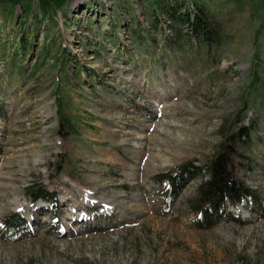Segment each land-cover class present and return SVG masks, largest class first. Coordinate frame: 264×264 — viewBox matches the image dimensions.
<instances>
[{
    "label": "rangeland",
    "instance_id": "obj_1",
    "mask_svg": "<svg viewBox=\"0 0 264 264\" xmlns=\"http://www.w3.org/2000/svg\"><path fill=\"white\" fill-rule=\"evenodd\" d=\"M23 2L0 0V264H264V0H180L211 12V44L151 0L45 15ZM58 113L74 131L60 134ZM239 122L254 132L238 174L259 200L201 227L188 202L205 168L170 205L156 175L206 164ZM37 184L54 204L31 196ZM15 212L26 224L8 230Z\"/></svg>",
    "mask_w": 264,
    "mask_h": 264
},
{
    "label": "trees",
    "instance_id": "obj_2",
    "mask_svg": "<svg viewBox=\"0 0 264 264\" xmlns=\"http://www.w3.org/2000/svg\"><path fill=\"white\" fill-rule=\"evenodd\" d=\"M1 1H3V3L9 2V6L11 7V5L16 4L20 0ZM26 1L27 0H24L23 2L25 12L30 10V3ZM64 1L65 0H38L42 15L49 14V11H53L55 7L62 6ZM151 4L154 13L158 14L162 12L167 16L170 29L175 30V22L186 24V33L205 44L217 42L221 37L217 21L203 3L195 2L192 8L187 5L186 9L183 11L180 0H151ZM156 19L157 21H161L158 20V17H156ZM178 35H180V32H178ZM253 55L256 56L257 53ZM63 58L64 57L56 56L57 61H59L61 65L63 63ZM76 72H79V69H77ZM260 80L261 77L258 70L254 69L252 71L251 83L255 86ZM58 98H60V96L56 94L55 99L57 100ZM57 109L59 111L58 103ZM62 115L63 114L58 113V131L61 135H66L67 132H69L68 128H73V131L75 128L73 122L65 124L62 119L66 118V115ZM237 125L238 126L229 133L223 135L213 156L206 164L198 165L188 160L179 164L174 170L160 172L156 175L158 180L162 181L165 178L168 180V184L161 188V198L162 200L169 201L170 205L178 197L185 184L190 179L201 176L202 168H205V173H203L204 178L201 179L197 186L196 195L188 202L189 207H192V210L197 214L195 220L197 225L201 227L213 225L218 218L219 212L227 207V202L235 205L247 196H250L252 201L253 197L256 196L258 198L256 190L249 186L238 174V169L242 162H238V165L235 162L236 157L245 155L244 150L239 149V141L245 142L251 140L254 126L249 123L242 124V122L237 123ZM60 168L61 165H59L56 170H60ZM31 193L33 198L42 196L48 197L50 203H53L55 200L53 191H47L42 184H37L36 188H34ZM256 204L258 205L256 209H259L260 206L258 201H256ZM8 224V230L12 226L15 230H20L26 223L24 217L15 212L11 214Z\"/></svg>",
    "mask_w": 264,
    "mask_h": 264
}]
</instances>
